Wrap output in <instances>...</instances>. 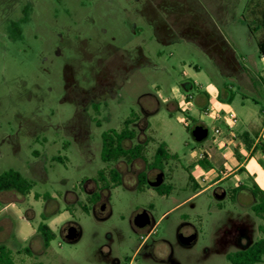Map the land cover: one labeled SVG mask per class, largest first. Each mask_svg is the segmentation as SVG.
Listing matches in <instances>:
<instances>
[{"label":"rangeland","instance_id":"374dc122","mask_svg":"<svg viewBox=\"0 0 264 264\" xmlns=\"http://www.w3.org/2000/svg\"><path fill=\"white\" fill-rule=\"evenodd\" d=\"M26 1L32 10L21 36L9 38L8 23L22 17ZM263 36L264 0H0V173L12 168L35 182L25 196L0 193V243L15 263L128 264L152 228L133 226L137 212L149 210L157 221L193 194L186 168L201 187L215 179L195 156L188 160L189 150L203 145L216 175L231 171L234 154L225 162L211 149L218 124L194 119L193 98L186 105L184 96L205 91L215 98L220 91L229 99L217 112L238 124L264 111V59L256 45ZM131 111L138 116L135 141H149L147 160L162 141L180 157L164 176L173 190H138L139 173L158 172L140 159L120 160L114 165L122 184L94 204L88 197L105 167L101 133L119 129ZM196 122L208 129L202 142L191 136ZM247 166L264 189V153ZM245 176L237 170L219 182L223 197L210 187L161 216L134 263L230 264L227 253L261 236L249 191L232 196ZM41 215L55 233L47 248L36 231ZM70 225L81 231L74 243L64 239ZM178 232L196 236L182 246Z\"/></svg>","mask_w":264,"mask_h":264},{"label":"trees","instance_id":"16d2710c","mask_svg":"<svg viewBox=\"0 0 264 264\" xmlns=\"http://www.w3.org/2000/svg\"><path fill=\"white\" fill-rule=\"evenodd\" d=\"M29 10L27 8L23 9L22 22H25L28 17ZM9 36L12 39L21 36V32L18 26V22H13V25L9 28ZM258 53L264 59V36L257 43ZM191 87H195L194 82L189 84ZM190 96L187 95L186 99L189 100ZM179 110V109H177ZM188 118H192L188 115ZM138 121V116L134 111H131L129 116L122 121L121 127L119 129H107L101 133V149H100V159L105 164V167L99 169L96 173V178L94 180L96 184V191L89 195L88 200L96 204L100 195L103 191L108 190L112 187L119 186L122 183V177L119 169L114 165L118 161L122 160L126 163H132L138 159L145 163V168L147 171L155 170L164 172V176L167 175L166 170L170 171L171 162L178 161L179 156L177 153H171L165 142H160L155 147L150 160L146 159L147 146L149 141H135L137 138L136 123ZM201 124L199 122L195 123ZM203 125V124H201ZM204 126V125H203ZM238 139L242 142L247 150H250L254 140L246 132L238 133ZM256 151H261L264 153V143L258 141L251 151V154ZM234 156L238 162L242 159V156L238 153V149L235 148ZM200 166L207 168L209 163L205 158L199 159L197 162ZM239 172H245L243 167H240ZM189 186L193 191V194L199 192L203 187H201L194 176L188 168H186ZM166 178V177H165ZM164 178V179H165ZM138 190H143L144 188H152L161 196H167L173 190V185L171 183H163L157 187L150 185V179L146 176L144 172H141L138 177ZM247 184L235 186L232 190V196H234L239 190L246 189L249 191L253 198V202L250 206L251 211L255 216L263 220V223L259 226V231L261 236L255 239L250 244L243 248L236 249L226 254V259L230 264H257L264 261V190L256 183L251 175L246 176ZM35 182L22 175L18 170L9 168L0 173V193L3 192H15L20 195H28L33 189ZM35 196L38 197L37 194ZM84 211H88L86 206H82ZM42 221H40L36 227V231L40 234L43 240L44 247H48L50 241L55 237L54 231L49 227L45 221L47 218L41 215ZM25 252L29 250L27 248L23 249ZM0 264H16L13 257L12 250L5 244L0 243ZM39 264V263H36Z\"/></svg>","mask_w":264,"mask_h":264},{"label":"crops","instance_id":"0c3cea01","mask_svg":"<svg viewBox=\"0 0 264 264\" xmlns=\"http://www.w3.org/2000/svg\"><path fill=\"white\" fill-rule=\"evenodd\" d=\"M194 84L196 85L195 82H194ZM188 87H189V85H188ZM199 93H201L202 96H196L195 97V95L193 93H191V95H190V97L193 98V103L196 105L195 106L196 108L192 109L193 118L197 119L196 117H198V119H199V118H201V116L209 118L218 124L215 127H219L225 132L224 133L225 137L221 140V142L219 141L220 143H217V145L212 143L211 149H213L218 154H220V156H222L225 159V162H228V160L231 159V156L234 154L233 151L235 150L236 146H237V149L239 150V152L244 154V156H242L243 160H241L240 162H238L235 158V162H233V168L231 171L227 172L228 170H225L226 173L224 172V174H222L221 176H218L215 174V171H213V167L211 165L212 154L207 149L200 148L203 145H197V147L195 149L189 150L190 152H189L188 160L192 159L195 156L194 158L197 159V162H198V160H199L198 156L200 155V153L205 154L204 158L207 160V162L209 163V167H210V169L207 170V172L211 173V176L215 178V179L213 178L214 180L212 182H210L208 185L204 186L200 190V191H203V190H206L210 187L215 186L216 184H218L219 182L224 180L228 175L237 171L240 167H243L245 169V175L246 176L248 174L251 175V171H250L249 167L247 166L248 161L253 157V155H255L257 152H260V151H256L255 153L251 154V151L258 141H262L264 143V111L262 109H259V111H257L256 113L254 111L252 113L250 112V114L247 111L246 113H248L249 116H246V120H245L246 122H243V124L242 123L238 124V119L236 117V119H237L236 122L231 124L229 122L230 120H229V116L227 114H225L224 112H217V110L220 109V107L222 106L223 101L229 99L228 97L227 98L224 97L225 98L224 100L220 99V95H221L220 91H217V96L215 98L210 96V94H208L205 91H203V92L199 91ZM186 96L187 95L184 96L185 99H186ZM186 105H192V101L188 100V103ZM259 113H263V114L261 116H258ZM242 125H244V127ZM229 128L234 131L236 136L238 133L246 132L250 136V138H252L254 140L251 149L247 150L239 139H236V141H234V142L230 141V135L227 134V129H229ZM256 165H257V163H256ZM200 167L203 169H206L202 166H200ZM190 172L192 173L191 170H190ZM192 175L194 176L193 173H192ZM251 176L254 178L253 175H251ZM194 178H195V176H194ZM195 180H196V178H195ZM197 183L200 185V181H197ZM256 183L258 184L257 181H256ZM199 192H197V193H199ZM197 193H195V194H197ZM195 194L189 195L184 200L178 202L176 205L165 210L159 216L158 220L160 219L161 216L166 214L170 209L178 206L179 204H181L182 202L189 199L190 197H192ZM151 216H152V213H151ZM157 221L155 220V224L153 226H151L152 228L148 231V233L142 239V241L140 242V244L138 245L136 250L133 252V257L137 253L140 245L144 241H146L153 232L156 231L155 225H156Z\"/></svg>","mask_w":264,"mask_h":264},{"label":"water","instance_id":"95a60500","mask_svg":"<svg viewBox=\"0 0 264 264\" xmlns=\"http://www.w3.org/2000/svg\"><path fill=\"white\" fill-rule=\"evenodd\" d=\"M208 135V129L203 125H196L191 130V136L196 142H202L206 139ZM164 181V172H159L155 178L151 181L150 185L153 187H157L162 184ZM219 197H223L224 193L221 192L218 194ZM132 223L137 228H144L147 226H153L155 224V219L150 215V212L146 209L141 210L132 219ZM81 235V231L76 225H70L67 228L66 234L64 235V239L68 243L76 242ZM195 234L184 235L183 233H179L177 235V241L182 246L190 245L195 239Z\"/></svg>","mask_w":264,"mask_h":264},{"label":"built area","instance_id":"2783aa9c","mask_svg":"<svg viewBox=\"0 0 264 264\" xmlns=\"http://www.w3.org/2000/svg\"><path fill=\"white\" fill-rule=\"evenodd\" d=\"M229 120H230L229 122L231 124H233V123L236 122L237 119H236V117L234 115H229ZM181 122L184 123V125H187V121L184 118H182ZM224 133L225 132L221 128L215 127L213 129V135L211 137L212 143L215 144V145H217V143H220L221 140L225 137ZM227 134L230 135V141H232V142H234V141H236V139H238V137L236 136L234 131L232 129H230V128L227 129ZM236 148H237V146H236ZM204 157H205V154L204 153L203 154L200 153V155L198 156V159H202ZM128 264H135L134 261H133V257L131 258V260L129 261Z\"/></svg>","mask_w":264,"mask_h":264},{"label":"flooded vegetation","instance_id":"af4514ba","mask_svg":"<svg viewBox=\"0 0 264 264\" xmlns=\"http://www.w3.org/2000/svg\"><path fill=\"white\" fill-rule=\"evenodd\" d=\"M24 8H27L28 10H29V12L32 10V2L31 1H26L25 3H24V5L22 6V8H21V12H22V14H23V9ZM28 12V13H29ZM23 16V15H22ZM28 18V17H27ZM22 17H20V18H18L17 20H12V21H9V23H8V26H7V31H8V37L10 38V36H9V28L13 25V22H18V26H19V29H20V32L22 33V30H21V26H22V24L23 23H25V22H22ZM158 173L160 172V171H157ZM158 173H156L155 174V176L158 174ZM140 174V173H139ZM155 176L154 177H151V178H149L150 179V182L153 180V178H155ZM138 177V176H137ZM122 184V183H121ZM220 183H218V184H216L215 186H213V193H214V195L215 196H218V194L219 193H221V192H223L224 193V195H225V191H224V189L219 185ZM101 195H102V193H101ZM101 195H100V197H101ZM103 208V206H101V209ZM143 210V209H142ZM149 211V210H148ZM140 212V211H139ZM150 212V211H149ZM138 213V212H137ZM136 213V214H137ZM150 215H151V213H150ZM135 216V215H134ZM133 224V223H132ZM134 226V225H133ZM135 227V226H134ZM149 226H147V227H144V228H138V229H146V228H148ZM79 228V227H78ZM135 228H137V227H135ZM179 233H181V232H178V234ZM189 234H192V233H189ZM189 234H185V235H189Z\"/></svg>","mask_w":264,"mask_h":264}]
</instances>
